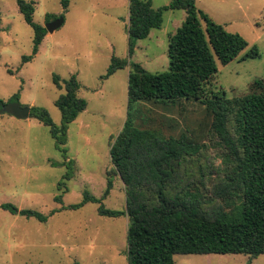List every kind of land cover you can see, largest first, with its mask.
<instances>
[{
	"label": "rangeland",
	"instance_id": "1",
	"mask_svg": "<svg viewBox=\"0 0 264 264\" xmlns=\"http://www.w3.org/2000/svg\"><path fill=\"white\" fill-rule=\"evenodd\" d=\"M26 1L34 5V23L45 27L46 15L54 20L63 17L64 22L46 34L37 54L23 64L22 57L32 51L33 31L16 0H0V99L7 104L17 95L20 105L44 108L60 126L61 115L54 102L64 91L53 85L52 76L67 80L74 75L80 84L78 97L87 102V108L67 131L65 149L73 161L68 181L63 180L68 169L48 127L33 118L0 115V205L10 203L48 216L80 203L84 192L101 198L110 175L113 189L102 203L106 209L123 212L124 185L112 174L109 150L127 118L129 67L106 80L101 77L112 57L137 63L150 73L167 71L169 36L181 27L186 12H163L162 27L152 30L145 40H137L129 58V0H69L66 9L60 0ZM171 1L151 0L152 8L168 6ZM195 5L248 43L228 65L217 63L218 73L208 90L224 92L229 99L249 94L254 81L264 82V0H196ZM253 46L260 57L242 60ZM204 117L201 103L176 101L143 102L134 118L140 129L176 138L191 136ZM216 141L209 135L202 157L192 166L207 158L220 166L224 150ZM58 195L62 196L60 204L54 202ZM97 208V204L88 203L79 210H62L49 216L46 223L0 209V264H127L128 217H102ZM174 261L264 264V255L254 259L245 255H176Z\"/></svg>",
	"mask_w": 264,
	"mask_h": 264
},
{
	"label": "trees",
	"instance_id": "2",
	"mask_svg": "<svg viewBox=\"0 0 264 264\" xmlns=\"http://www.w3.org/2000/svg\"><path fill=\"white\" fill-rule=\"evenodd\" d=\"M195 3L172 0L155 10L151 0H129V58L137 40H145L152 30L162 27L163 12H186L181 27L169 36L168 70L150 73L137 63L112 57L101 77L106 80L129 67L127 118L109 150L112 174L124 185L125 211L106 209L102 203L113 189L110 175L101 198L84 192L80 203L48 216L10 203L1 204L0 209L40 223L62 210H79L88 203L97 204V214L102 217L126 215L127 264H176V255H245L250 259L264 255V82L254 81L249 94L231 99L224 92L208 90L218 73L217 63L228 65L248 43L198 10ZM16 4L33 31L32 51L22 57L24 64L37 54L47 31L34 23L32 2L16 0ZM60 4L66 9L69 0H60ZM51 19L46 15L47 22ZM259 57L253 46L241 59ZM52 83L64 91L54 102L61 115L60 126L41 107H30L29 118L49 128L68 169L63 180L68 181L73 161L65 149L67 131L86 110L87 102L78 97L80 84L74 75L67 80L53 75ZM17 101L14 95L8 102ZM176 101H197L205 107V117L191 136L164 137L135 125V110L141 103ZM5 104L0 99V107ZM209 135L223 147L220 166L215 167L208 158L192 166L202 157ZM54 202L62 203V196H55Z\"/></svg>",
	"mask_w": 264,
	"mask_h": 264
},
{
	"label": "water",
	"instance_id": "3",
	"mask_svg": "<svg viewBox=\"0 0 264 264\" xmlns=\"http://www.w3.org/2000/svg\"><path fill=\"white\" fill-rule=\"evenodd\" d=\"M63 17H59L55 20L48 22L45 25L47 33H53L63 25ZM9 115L18 120H26L30 115V107H23L20 103L10 102L0 107V115Z\"/></svg>",
	"mask_w": 264,
	"mask_h": 264
},
{
	"label": "crops",
	"instance_id": "4",
	"mask_svg": "<svg viewBox=\"0 0 264 264\" xmlns=\"http://www.w3.org/2000/svg\"><path fill=\"white\" fill-rule=\"evenodd\" d=\"M27 120V119H26Z\"/></svg>",
	"mask_w": 264,
	"mask_h": 264
}]
</instances>
